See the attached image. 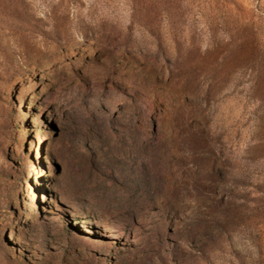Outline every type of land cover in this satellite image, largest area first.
<instances>
[{
	"label": "rangeland",
	"instance_id": "rangeland-1",
	"mask_svg": "<svg viewBox=\"0 0 264 264\" xmlns=\"http://www.w3.org/2000/svg\"><path fill=\"white\" fill-rule=\"evenodd\" d=\"M0 264H264V0H0Z\"/></svg>",
	"mask_w": 264,
	"mask_h": 264
}]
</instances>
